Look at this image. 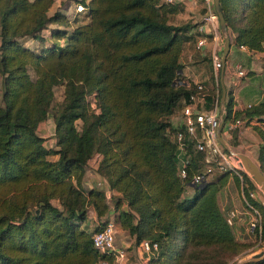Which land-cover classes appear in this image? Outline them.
<instances>
[{"label":"trees","instance_id":"16d2710c","mask_svg":"<svg viewBox=\"0 0 264 264\" xmlns=\"http://www.w3.org/2000/svg\"><path fill=\"white\" fill-rule=\"evenodd\" d=\"M52 1L0 0V186H9L10 192L0 210V264L111 261L92 246L98 225L88 232L79 224L88 205L98 217L106 214L99 208L102 188L84 191L74 184L93 153L101 154L95 172L125 201L126 208L115 215L117 222L134 236V243L146 239L157 244L142 264H223L222 256L213 259L215 251L237 249L215 198L217 183L229 172L221 171L215 180L191 186V193L183 195L190 174L201 167L189 141L180 154H188L186 175L180 177L177 170L170 116L196 87L179 82L178 56L189 36L183 35L186 23L168 22L174 3L80 0L84 11L72 17L83 14L86 20L68 32L51 28L49 35L55 33L61 42L36 52L17 37L44 41L40 30L46 23L66 24L58 10L47 14ZM219 4L232 42L262 50L264 0ZM199 83L206 109L219 99L220 87L216 94L209 80ZM57 84L63 85L62 98L53 103ZM88 94L96 110L86 100ZM233 103L230 89L224 122L241 115L260 121L257 159L264 174V102L242 111L233 109ZM51 107L56 148H46L35 132ZM250 201L263 206L260 200ZM261 228L264 239V220ZM243 264H264V257Z\"/></svg>","mask_w":264,"mask_h":264},{"label":"rangeland","instance_id":"374dc122","mask_svg":"<svg viewBox=\"0 0 264 264\" xmlns=\"http://www.w3.org/2000/svg\"><path fill=\"white\" fill-rule=\"evenodd\" d=\"M53 1H55L54 5H53ZM53 1L47 10V14H51L55 10H58L59 13L64 14L63 16L65 18L66 24L58 25L56 23H49V22L46 23L44 25L45 27H43V29L40 30V32H43L44 34V41H39L38 39H32L27 36L17 37V40H19L24 45L32 48V50L36 52L39 51V49H42L44 47H48L55 43H58V41L59 43L61 42V40L58 39L55 33H53V36L49 35V31L51 30V28L53 29V31L55 29H58V30H64L68 32L72 30L77 24H80L86 20V17L83 14H78L74 17H72V15L69 14V12L71 13V9L73 8L72 6L75 0H53ZM171 18L172 17L170 15L168 17V22L171 21ZM184 20L185 19H182L180 17H176L173 19V21L177 22L178 24L184 23L183 22ZM187 28L183 31V35L185 36L187 35L185 33ZM218 28H219V25H218ZM221 37L223 40L222 33H221ZM222 40H221L222 42L221 44H223ZM185 41H183L182 43V48L178 56V62L181 59H183L181 58V56H182L183 44ZM208 64L210 65L209 61H208ZM209 71H210L209 76H208L209 83L211 86L214 87L215 93L218 94L217 86L219 85L218 84L219 73L218 71L215 73L211 66L209 67ZM62 92H63L62 84H57L56 86L53 87V100H52L53 103H56L61 100ZM226 92L227 90L225 88L224 102H225ZM0 93H1V81H0ZM220 94H221V91L219 89L218 101H220ZM86 100L89 102L90 107L94 109L92 107L94 106L93 95L88 94L86 96ZM261 101L264 102V97L261 99ZM52 108L53 107L48 108L45 117L37 122L35 126V132L39 134L40 136H42L43 134L44 138L54 137V140H55V136L53 134L54 123L52 120V111H53ZM75 124L78 127L80 124V121L76 120ZM220 134L223 140L225 141V143L227 144L228 148H230L233 151H239V152H243L247 154L253 161L259 164V161L257 159V151H258L259 145L262 142V139L257 133V124H250L248 122H245L244 125L240 126L239 128H236L235 132L232 134L231 133L224 134L222 132H220ZM195 155L197 156V158L200 157V154L197 152H195ZM48 157L51 159H54L56 157V154H49ZM100 159H101V154L93 153V155L86 161L84 165V171H83L82 177L80 178V182L74 183L76 186L80 187L84 191L91 187L89 186L91 182L90 181L91 178L96 175L99 176V174L95 172V169ZM218 174H219V171H217L216 169H213L211 172V175H208L207 180H215ZM245 186L247 188L254 189L252 187H249L247 183L246 184L244 183L242 187H245ZM94 187H98V185H95ZM102 189L104 191L105 196L103 198V201L99 202L100 209L104 210L106 213H108L109 211H112L116 215V214H119V211L122 208L123 209L126 208L125 201L124 199L121 198V195L119 192L109 189L107 185L105 188L102 187ZM256 191L253 192V198L260 200L263 204L261 208L255 206L260 216V224H262L264 220V198H262L259 192L258 191L256 192ZM190 193H191V186L186 185L183 189V195H187ZM8 196H10L9 186H0V210L2 208V203L4 204V201L6 200L5 197H8ZM215 198H216V202L219 208L222 211V214L224 215V217L226 218L227 222L230 224L233 230L237 249L235 251H229V252H226L222 249L218 250L217 252L215 251V256L213 257V259L218 260V257L222 256L224 258L223 264H235L239 260L250 257L255 252H258V251L264 252V239H261L260 234H258L256 229H251L249 226V222L252 216L254 215V212L251 211L246 206L244 202V198H246L245 192L242 190L241 186H239V184L235 182L232 173H227L226 179L220 183L219 182L217 183ZM50 200L54 204H58L57 199H53L52 197L50 198ZM31 209H32L31 207H27V210H31ZM102 216L104 215H101L98 217L96 213L94 212L93 208L90 205H88L86 209V218L79 224L81 227L86 228L88 232H91L97 227V225L100 222L99 219H101ZM115 237H116L117 245L119 244L126 245L127 243H130L131 245L134 242V236L128 233L125 229H123L120 226L119 222L117 224V230H116ZM126 249L128 250L129 247L126 246ZM195 249L196 248H194V250ZM205 253L206 255H208L210 251L205 250ZM125 260H126L125 264H128V263L129 264H142L144 262V261L143 262L141 261V257H138L136 253H134V255L128 256V258ZM109 264H116V263L113 262L111 259Z\"/></svg>","mask_w":264,"mask_h":264},{"label":"built area","instance_id":"2783aa9c","mask_svg":"<svg viewBox=\"0 0 264 264\" xmlns=\"http://www.w3.org/2000/svg\"><path fill=\"white\" fill-rule=\"evenodd\" d=\"M165 4H172L175 0H160ZM204 7V21H212L217 19L216 13L213 8L212 0H201ZM70 15L84 11V4L80 0H75L73 3ZM203 25L200 24L198 30H202ZM206 42L205 35H199L195 39V49H200ZM239 49L248 50L243 44H235ZM211 66L216 73L222 66L220 55L212 51L210 55ZM247 67L242 63L237 62L233 66V81L242 79L246 76ZM196 90L190 92L187 97L182 98L178 105V109L172 112L170 116V124L174 128L173 141L178 146V175L184 177L186 175L185 165L187 162L188 154L180 155L185 152V145L187 141L192 142V148L195 152L200 154L198 158L200 170L194 171L189 176V186H200L211 175L213 169L217 171H228L238 178V184L245 192L246 198L244 202L246 206L254 212L249 226L251 229H256L258 234L261 232L260 216L256 210V205L250 201L253 199L254 189L242 187L246 180L244 175H249L238 165L237 161L233 158L232 154L219 142L217 137V125L220 117H222V110L217 98L213 100L209 108L203 107L204 94L202 92L203 85L199 82L195 83ZM251 104H246L245 107ZM248 120L246 116H237L227 122H224V130L222 133L230 134V132ZM250 124H258L255 118L248 120ZM222 126V127H223ZM202 162V164H201ZM250 178V177H249ZM251 179V178H250ZM254 183V182H253ZM255 185V184H254ZM98 228L91 234V243L94 249L100 254L111 256V259L116 264L126 259L125 248L116 244V230L117 218L115 214L110 211L99 219ZM137 248L146 254H153L157 250L156 242L142 239L137 243ZM149 257V256H148ZM98 264H109L107 259L102 258Z\"/></svg>","mask_w":264,"mask_h":264},{"label":"crops","instance_id":"0c3cea01","mask_svg":"<svg viewBox=\"0 0 264 264\" xmlns=\"http://www.w3.org/2000/svg\"><path fill=\"white\" fill-rule=\"evenodd\" d=\"M174 7L175 12L171 14L172 18L169 22L178 24L173 21L174 18L180 17L185 19L183 22L188 24L185 33L189 36L183 44L181 56L183 59L179 61L180 64H183L180 69L181 78L179 82L187 84L189 81L194 83L207 81L210 72L209 67L211 66V52H217L220 58L222 55V37L218 28V20L215 19L207 22L203 20L205 12L201 0H175ZM200 24L203 25L202 30H198ZM41 33L44 37L43 32ZM199 35H205L206 42L200 49H195L194 42ZM229 40V48L224 59L223 72L218 78V84L220 87L219 81L221 80L226 90H232L234 100L233 109L242 111L246 104H254L261 101L264 97V48L262 50H242L232 42V37L229 36ZM237 62L247 67V71L249 72L244 78L233 81V66ZM176 109H178V105L174 108V110ZM54 141V137H43L42 143L46 148H56ZM90 181L89 186L91 187L95 185H98L99 188L106 187L104 179L97 175L93 176ZM119 245L125 248L126 259L128 256L136 253L138 257H141V261L143 262L151 255L142 253L137 248V243L134 242L131 245L130 243ZM126 246L129 247L128 250ZM125 261H121L118 264H125Z\"/></svg>","mask_w":264,"mask_h":264},{"label":"water","instance_id":"95a60500","mask_svg":"<svg viewBox=\"0 0 264 264\" xmlns=\"http://www.w3.org/2000/svg\"><path fill=\"white\" fill-rule=\"evenodd\" d=\"M213 8L217 16L219 30L223 34V44H222V55L221 61L222 66L219 69V77L223 72V63L226 56V53L229 48V35L226 27V23L222 14V10L219 4V0H212ZM221 87V95H220V105L222 112L224 111V95H225V88L221 80L219 81ZM224 117H220L218 125H217V137L219 142L225 147L229 152L232 154L233 158L237 161L238 165L249 175L251 180L254 182L257 191L259 192L260 196L264 198V174L260 171L258 164L253 161L247 154L239 151H233L228 148L227 144L223 140L220 132L223 126ZM264 257L263 251H258L253 253L250 257L244 258L242 260L237 261L235 264H243L249 260H255Z\"/></svg>","mask_w":264,"mask_h":264}]
</instances>
